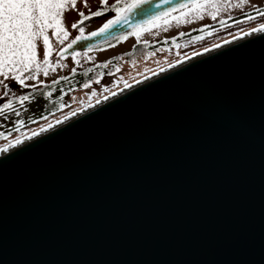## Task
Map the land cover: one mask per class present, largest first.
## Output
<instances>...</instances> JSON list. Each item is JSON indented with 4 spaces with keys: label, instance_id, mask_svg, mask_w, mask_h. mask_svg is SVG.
Masks as SVG:
<instances>
[{
    "label": "water",
    "instance_id": "95a60500",
    "mask_svg": "<svg viewBox=\"0 0 264 264\" xmlns=\"http://www.w3.org/2000/svg\"><path fill=\"white\" fill-rule=\"evenodd\" d=\"M194 1L148 0L60 54ZM255 29L2 150L0 264H264V30Z\"/></svg>",
    "mask_w": 264,
    "mask_h": 264
},
{
    "label": "rangeland",
    "instance_id": "374dc122",
    "mask_svg": "<svg viewBox=\"0 0 264 264\" xmlns=\"http://www.w3.org/2000/svg\"><path fill=\"white\" fill-rule=\"evenodd\" d=\"M118 1V0H107ZM125 1V0H122ZM101 0H87V7L84 5V0H77L76 8L69 7L63 13L59 27L57 29L48 28L46 34L49 36L48 64L43 65L38 76L41 80L50 79L60 74H65L66 71L84 67L89 63H98L111 56H122L133 41H153L162 39L167 36L174 35L177 32H184L187 29L197 28L204 24H210L208 31L199 35L196 38H183L177 40L174 44L168 45L165 48L154 50L144 54H133L125 56V59H120L115 69L109 75L100 77L98 80L91 81L87 85H83L77 91L70 94V103L67 109L62 110L56 116H50L35 126H29L22 135L13 137H4L0 140V148L7 147L10 143L20 140L22 137L29 136L37 131H40L43 126L50 122L59 121L70 113L78 111V109L87 106L89 103L100 99L111 92L122 88L123 86L132 83L134 80L140 79L145 75L151 74L166 65L175 63L176 61L187 57L192 53H197L200 50L209 48V46L220 43L221 41L230 39L233 36L241 35L245 31L252 30L264 24V16L260 12L255 11L251 14H246L239 17L242 13L250 11L263 4V0H196L187 3V8H174L175 11H167L169 15L158 19L155 26L152 24L143 25L138 32L127 36L123 41L116 45H110L105 48L76 50L74 54L61 56L60 51L71 42L76 35L79 34L80 28H83V33H88L94 30L97 24L102 19H107L109 13H103L101 16L89 17L79 21V11L92 9L98 6ZM202 4L203 7L193 9L192 4ZM166 13V12H164ZM254 19H248V17ZM219 23V20H225ZM165 20L167 23H165ZM77 27H72L73 24ZM67 32V37L63 35L54 36L53 32ZM138 33V34H137ZM63 40V43L60 41ZM37 45V60L43 62L44 45L42 40L36 41ZM122 54V55H121ZM119 58V57H118ZM130 61H127V60ZM48 69V75H43V68ZM101 79H103L101 81ZM2 120V119H1Z\"/></svg>",
    "mask_w": 264,
    "mask_h": 264
},
{
    "label": "snow or ice",
    "instance_id": "6c2138e0",
    "mask_svg": "<svg viewBox=\"0 0 264 264\" xmlns=\"http://www.w3.org/2000/svg\"><path fill=\"white\" fill-rule=\"evenodd\" d=\"M103 5L107 4V0H101ZM120 0H118V4ZM141 3H148V0H125L123 6L113 5L112 10L116 12V16L113 19L107 20V22L96 32H92L91 36L101 35L107 32L113 26L121 24V21H126L128 14L135 9L141 8ZM77 0H0V85L3 86L4 97H9L10 94L18 100L21 104L29 100V95L16 96L12 92L9 85L5 83L9 78L15 80L23 87H30L26 84L27 80H36L37 73L41 71L43 65L48 64V57L50 55L49 50V36L46 34V29H57L63 16V13L70 8L75 9ZM84 5L87 7V0H84ZM178 7L187 8L189 5L181 4ZM203 7L202 4H192L193 9ZM143 13H147V9H141ZM169 11H175L171 9ZM260 15L264 16V12H260ZM79 15L83 19H88L83 12ZM91 16L103 15L102 10L90 13ZM169 15V12L163 14H156L149 17L148 20L143 21V25L152 24L155 26L158 19H162ZM83 19L81 23L83 22ZM248 19H254L249 16ZM165 23L167 21L165 20ZM142 24L136 25V29H140ZM72 27H77L74 23ZM259 30H264V24L260 25ZM83 28H80V39H88L83 35ZM253 32L258 29H253ZM138 34V33H137ZM54 36L63 35L67 37V32L60 29L53 32ZM42 40L44 45L43 62L37 60V45L36 41ZM63 43V40L60 41ZM76 41H72L75 43ZM69 44L68 47H71ZM43 75H48V69L43 68ZM35 88L36 85H31ZM107 99V97H105ZM13 108L12 100L3 104V109ZM16 115H19L17 112ZM67 119V117L65 118ZM60 123V121H57ZM52 127L51 124L48 125ZM46 129L41 128V132ZM35 135V133H34ZM17 144L21 141L17 140ZM7 151V149H5Z\"/></svg>",
    "mask_w": 264,
    "mask_h": 264
},
{
    "label": "flooded vegetation",
    "instance_id": "af4514ba",
    "mask_svg": "<svg viewBox=\"0 0 264 264\" xmlns=\"http://www.w3.org/2000/svg\"><path fill=\"white\" fill-rule=\"evenodd\" d=\"M122 2H125V1L120 0V3H119L120 7H122L121 6ZM114 3H118V1H115V2L109 1L106 5L99 3L98 6L96 5V7L93 8L94 10L86 9L85 11L83 10L79 11V13L83 12L84 15L88 17H95V16H91L90 13L96 12L98 10H102L103 13H109L108 18L102 19L97 24L94 30H91L90 32H88L89 34L97 31V29L101 28L107 22V20L112 19L116 16V12L112 10V6L115 5ZM79 13H78V17H79L78 19L80 21V18L81 20L83 18L79 15ZM139 30L140 29H136L133 33L138 32ZM88 33L87 32L83 33V35H86ZM75 34H76L75 36L81 35V33L79 34L75 33ZM105 41L98 42V44H94L90 47H87V49L103 48ZM142 41H133L131 42V45L137 42H142ZM116 44H119V43H115L114 45ZM131 45L128 47V50L130 49ZM87 49H84V50H87ZM70 54H74V52L68 53L65 55H70ZM136 54H139V53H135V55ZM141 54H144V52ZM59 55L61 54L59 53ZM65 55H61V56H65ZM132 55L133 54H131L130 56ZM120 59H125V56L124 55L120 56ZM127 61H130V60L128 59ZM89 64H92V63H89ZM57 76L50 78V79L41 80V78L38 76V73H37L36 80L26 81V84L30 85V87H23L18 82H16L15 80L11 78L6 80L5 83L9 85L10 89L12 90L13 93H15L16 96L29 95V100L25 101L23 104H21L18 100H16L11 94L9 97H4L3 96L4 89H3V86L0 85V137H13V135H22L25 133L26 129L29 126H35L36 123H40L44 121L47 117L55 116L57 109L55 112L52 111L56 108L55 103H53L54 94L47 93V92L42 93V90L44 91V89L46 88L45 86L50 84V82L54 81ZM103 76H106V75H102L100 77H103ZM0 79H3V77L0 76ZM102 80L103 79H101V81ZM31 85H36V87L33 88L31 87ZM10 99L12 100L13 108L3 109V104L7 103ZM69 99H70V94H68L67 99L63 104V107H64L63 109L68 107L69 103L71 102ZM45 106L51 107V111L45 108L46 110H48L49 113L45 117H42L43 112L45 111V109L43 110V108ZM17 112L19 113V115H16Z\"/></svg>",
    "mask_w": 264,
    "mask_h": 264
},
{
    "label": "trees",
    "instance_id": "16d2710c",
    "mask_svg": "<svg viewBox=\"0 0 264 264\" xmlns=\"http://www.w3.org/2000/svg\"><path fill=\"white\" fill-rule=\"evenodd\" d=\"M123 3L121 6H123ZM117 6H120L118 3H114ZM264 10V0L263 4L259 7H256L250 11L242 13L239 17L244 16L246 14H251L255 11H263ZM225 20H219V23H223ZM210 24H204L202 26H198L197 28L187 29L184 32H177L174 35L164 37L162 39H155L153 41H142L137 42L131 45L130 49L128 51H125L122 53L124 56H130L131 54L135 53H148V52H154V50L165 48L168 45L174 44L177 40L182 38H196L199 35H203L208 29L210 28ZM136 30L135 28H131L128 31H125L123 33H120V35L111 37L109 40L104 42L103 47H108L109 45L119 43L121 40L125 38V36L130 35ZM121 54V55H122ZM119 57V58H118ZM120 60V56H112L108 59H104L102 61H98V63H92L88 64V66L77 68L75 70L67 71L66 74L59 75L55 78L54 81L50 82V84L46 85L43 92L52 93L54 94V101L56 108L52 110L53 112L56 111V114L60 113L63 108V104L67 99L68 94L73 93L77 91L78 88H80L83 85H87L91 81H94L98 79L102 75H108L110 72H112L117 63ZM44 88V87H43ZM42 88V89H43ZM47 108L51 111V107L45 106L43 110ZM67 109V108H65ZM48 110L45 109L43 112L42 117H45L48 114ZM55 114V116H56ZM2 137H0V140Z\"/></svg>",
    "mask_w": 264,
    "mask_h": 264
},
{
    "label": "bare ground",
    "instance_id": "6f19581e",
    "mask_svg": "<svg viewBox=\"0 0 264 264\" xmlns=\"http://www.w3.org/2000/svg\"><path fill=\"white\" fill-rule=\"evenodd\" d=\"M61 120H62V119H61ZM61 120H59V121H61ZM49 124H51V125H53V124H57V121L50 122ZM49 124H46V126L49 125ZM46 126H43L44 129H45ZM33 134H34V133H33ZM23 139H24V137H22L19 141H21V140H23ZM15 143H16V141H14L13 143H10V145H8L7 147H2V148H0V152H2V150H4L5 148H8V147L12 146V145L15 144Z\"/></svg>",
    "mask_w": 264,
    "mask_h": 264
}]
</instances>
